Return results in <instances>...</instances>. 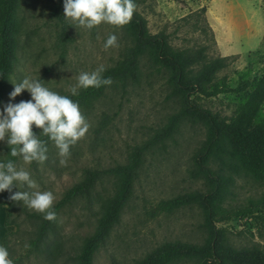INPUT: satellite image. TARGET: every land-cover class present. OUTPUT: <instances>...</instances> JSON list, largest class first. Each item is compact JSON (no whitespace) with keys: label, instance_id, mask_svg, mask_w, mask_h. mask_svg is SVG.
Listing matches in <instances>:
<instances>
[{"label":"rangeland","instance_id":"rangeland-1","mask_svg":"<svg viewBox=\"0 0 264 264\" xmlns=\"http://www.w3.org/2000/svg\"><path fill=\"white\" fill-rule=\"evenodd\" d=\"M207 5V0H142L136 4V10L146 19L151 33H164L173 46L201 50L207 58L233 59L216 75V81L221 82V87L226 82L229 91L212 97H194L203 109L229 121L240 103L243 92L239 88L246 82H250L247 84L250 88L256 78L264 76V0H251V12L220 11L215 15L216 28L208 26L200 13ZM14 22L18 55L8 91L0 101V111L8 103L31 99L27 90L12 99L14 83L19 84L24 78L39 79L43 86L63 95L76 85L81 72L90 73L100 65L113 66L126 43L121 27L107 23L91 29L73 26L75 41L68 45L63 56L58 47V27L51 19L47 0H25ZM110 35L117 36L118 46L105 50L103 45ZM168 92L165 79L160 76L150 84L125 89L108 87L91 110L80 108L90 127L84 138L70 146L66 166L60 164L61 157L54 142L48 147L47 159L43 162L27 164L18 156L17 170L28 171L37 187L28 189L19 185L18 188L14 184L11 192L5 191L9 195L16 191H50L56 203L70 186L82 179L85 168L106 169L125 163L134 146L148 139L178 109L173 100L167 98ZM104 118L106 123H102ZM41 133L39 129L35 135L39 138ZM208 134L209 125L205 121L185 122L174 139L166 142V150L147 156L135 183L134 197L96 252L93 264H134L147 253L171 242L204 243L209 232L201 206L194 204L172 213L159 210L162 199L178 194L211 192L208 196L218 201L222 213L251 206L253 202L264 212L263 181L243 169L230 170L218 161L212 168L222 167L219 171L223 176L197 175V156L202 153ZM6 147V140L0 141V163H4ZM112 184L110 178H105L96 187L91 202L82 199L59 212L55 233L51 236L53 241L62 244L63 255L59 259L49 261L31 256L27 264H79L78 255L99 217L97 200L113 192ZM14 205L13 217L20 232L11 238V245L20 257L34 237L36 221L30 214L35 211L22 202H14ZM215 224L218 228H227L229 240L237 248L254 244L264 248V220L232 218ZM13 227V231L16 230V226ZM175 264L197 263L189 260Z\"/></svg>","mask_w":264,"mask_h":264},{"label":"trees","instance_id":"trees-1","mask_svg":"<svg viewBox=\"0 0 264 264\" xmlns=\"http://www.w3.org/2000/svg\"><path fill=\"white\" fill-rule=\"evenodd\" d=\"M50 4V16L58 27L57 41L62 55L67 52L68 45L75 41L73 25L64 17V0H47ZM142 0H133L135 5ZM25 0H0V101L8 91L10 76L17 61V26L14 22L16 14ZM200 13L209 26L206 8ZM126 43L118 61L106 67L103 78H111L110 86L125 89L131 85L150 84L157 77L165 79L168 87L167 98L172 99L178 109L169 115L165 124L158 127L141 144L134 146L125 163H119L106 169L85 168L80 181L70 186L63 196L53 204L56 218L66 206L85 199L91 202L96 187L105 178L113 182V192L99 198V217L95 229L89 235L78 255L79 264H93L96 252L103 244L110 230L119 223L125 208L134 197L135 183L139 178L148 155H155L166 150L168 140L174 139L181 125L189 121H205L209 125V134L205 140L202 153L197 156L199 170L208 177L223 176L219 170L213 169L215 162L229 166L230 170L239 167L264 184V76L256 78L250 88L246 82L239 89L240 103L229 121L218 118L208 109L197 104L195 95L212 97L229 91L226 82L216 81L217 72L229 65L233 59L227 56L207 58L201 50L179 48L173 46L164 33L153 34L147 27L146 19L135 9L131 21L121 27ZM107 85L99 88L79 89L78 95L64 93L79 108L91 110L106 94ZM231 91V89H230ZM104 118L102 123H106ZM40 128L35 125V133ZM40 140L46 147L53 143L41 133ZM4 163L12 161L15 166L18 156L13 157L7 145ZM224 174V173H223ZM214 175V176H213ZM185 192L169 199H162L159 210L172 213L180 208L197 204L203 208L205 226L209 235L202 244L183 241L171 242L147 253L137 259L134 264H175L182 261H194L197 264H264V248L259 244L237 248L229 240L227 228H218L215 222L229 221L232 218H249L254 221L264 220V212L253 202L251 206L242 207L234 212H219L221 206L215 202L211 192ZM10 195L3 191L0 204L8 209L7 224L16 226V230L7 234L5 248L13 264H27L30 257L43 260H57L63 255L62 244L53 241L51 236L56 229L55 221L44 219V214L32 212L34 218V237L29 240L23 255L16 256L11 238L19 234L20 228L13 217L14 202ZM250 225V221H249Z\"/></svg>","mask_w":264,"mask_h":264},{"label":"clouds","instance_id":"clouds-1","mask_svg":"<svg viewBox=\"0 0 264 264\" xmlns=\"http://www.w3.org/2000/svg\"><path fill=\"white\" fill-rule=\"evenodd\" d=\"M135 9L133 0H64V17L68 25L76 28L91 29L101 23L119 28L131 21ZM116 46V35H110L103 45L105 50ZM105 70L100 65L90 73L81 72L77 76L76 85L70 88L71 94L78 95L81 88L110 86L112 79L102 77ZM14 84V90L10 93L12 99L24 90L30 93L31 99L17 104L8 103L0 111V141L6 140L11 156H22L27 164L43 162L47 159L46 142L34 135L32 127L35 125L54 142L61 157L60 164L66 166L70 146L84 138L90 127L78 103L49 90L39 79L24 78L19 84ZM14 184L28 189L37 187L28 171L17 170L12 161L0 163V192H11ZM9 199L16 203L22 202L30 210L44 214V219L48 221L56 219V212L52 210L55 197L50 191H16ZM8 257L7 249L0 246V264H13Z\"/></svg>","mask_w":264,"mask_h":264},{"label":"crops","instance_id":"crops-1","mask_svg":"<svg viewBox=\"0 0 264 264\" xmlns=\"http://www.w3.org/2000/svg\"><path fill=\"white\" fill-rule=\"evenodd\" d=\"M206 17L210 25L216 26L215 15L220 11L234 9L238 12H251V0H207ZM256 14V13H255ZM216 28V27H215ZM8 209L0 204V246L5 247V239L14 227L7 224Z\"/></svg>","mask_w":264,"mask_h":264}]
</instances>
